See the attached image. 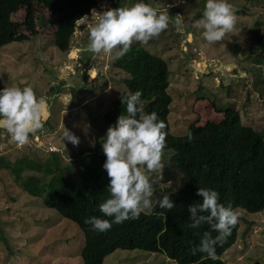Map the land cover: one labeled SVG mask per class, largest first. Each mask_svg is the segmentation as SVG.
<instances>
[{"label": "rangeland", "instance_id": "374dc122", "mask_svg": "<svg viewBox=\"0 0 264 264\" xmlns=\"http://www.w3.org/2000/svg\"><path fill=\"white\" fill-rule=\"evenodd\" d=\"M97 1L98 7L93 9L97 13L130 7L135 2ZM144 2L158 13L166 10L170 17L157 37L135 43L169 65L171 133L184 136L193 123H219L229 108L239 111L243 125L264 133V83L260 82L264 81V65L256 62L254 39L258 30L264 34V0H228L235 16L233 30L212 44L192 27L202 15L204 0ZM177 15L180 26L175 24ZM25 17V10L20 9L13 20L21 24ZM84 17L91 19V13ZM95 19L93 16V22ZM33 24L35 36L23 27L22 32L30 39L0 48V85L29 86L37 97L47 101V115L42 119L44 134L40 139L38 130L20 145L0 130V159L27 169L46 162L50 151L59 153L65 162H72L75 154L90 147L102 152L100 140L116 121L110 120L114 114L110 119L106 115L126 91L124 81L129 76L112 66L116 60L113 53L93 56L86 50L88 29L82 19L76 23L65 53L55 47L57 23L53 15L38 7ZM144 108L142 103L145 113ZM85 124L89 125L86 130ZM63 126L79 137L77 145L63 144ZM171 155L162 151L161 174L146 173L149 179L157 180L153 198L182 186L181 172L167 161ZM31 173L24 170L18 179ZM20 181L0 165V264H83L80 254L85 238L78 226L47 209L41 198L22 191ZM234 211L238 236L222 259L226 264H264V211ZM103 264L176 263L162 254L117 250Z\"/></svg>", "mask_w": 264, "mask_h": 264}, {"label": "trees", "instance_id": "16d2710c", "mask_svg": "<svg viewBox=\"0 0 264 264\" xmlns=\"http://www.w3.org/2000/svg\"><path fill=\"white\" fill-rule=\"evenodd\" d=\"M38 7L55 17V47L65 53L70 48L76 23L97 8L98 1L0 0V48L30 39L22 32L23 27L33 36L37 34L33 17ZM20 9L25 10L26 17L18 24L13 19ZM254 39L256 62L264 65V34L258 30ZM112 66L129 78L124 81L126 91L112 103L113 109L106 116L110 119L114 114L110 120H116L124 114L121 100L139 90L145 114L155 112L164 124L162 151L172 153L167 161L179 169L182 178L181 188L166 191L174 205L171 210L153 205L149 214L112 224L104 232L92 230L84 223L86 217L111 220L98 210V205L108 198V177L102 170L105 156L95 147L75 154L76 160L72 162H65L59 153L50 151L48 160L35 168L25 169L3 158L0 165L19 181L22 171H31L20 181L22 191L41 198L47 209L78 226L85 238L80 254L83 264H103L106 257L117 250L162 254L176 264H226L222 258L236 243L239 223L215 247V259L199 252L193 255L191 249L198 244L203 232L208 231L211 236L216 233L207 224L190 228L187 207L200 200L196 195L198 187H208L217 191L218 203L226 207L249 213L264 211V133L243 125L239 111L229 108L223 112L219 123L208 122L204 126L193 123L184 136H175L170 131L169 121L173 103L168 92L169 65L133 42L129 51ZM43 131L39 130L40 139ZM189 132L191 140L187 136Z\"/></svg>", "mask_w": 264, "mask_h": 264}, {"label": "clouds", "instance_id": "9594fccd", "mask_svg": "<svg viewBox=\"0 0 264 264\" xmlns=\"http://www.w3.org/2000/svg\"><path fill=\"white\" fill-rule=\"evenodd\" d=\"M183 3V0H181ZM95 16V22L92 17ZM175 24L181 25L179 15ZM166 12L158 13L144 0H135L130 7L109 8L97 13L91 10V19L81 17L88 29L86 50L98 56L113 53L116 59L123 57L133 42L146 43L157 37L168 26ZM235 16L228 0H204V8L192 27L200 30L203 40L212 44L223 39L234 27ZM264 75V66H261ZM141 93L130 92L121 104L124 114L109 125L100 140L105 156L102 170L108 177L106 190L108 198L98 205L99 212L109 219L89 216L84 223L97 232H104L112 224L134 220L141 214H149L153 205L163 210H171L174 205L167 192L154 197L156 179H149L146 173L159 172L164 167L161 160L164 147L163 122L155 112L142 111ZM47 101L37 97L29 86H7L0 88V130L9 134L10 139L20 145L25 144L30 134L42 130V119L47 115ZM89 127L84 125V130ZM191 140V133L187 134ZM62 142L73 146L79 137L62 127ZM160 179V177H159ZM174 192L176 189H172ZM196 195L200 198L187 207L188 226L197 229L203 224L216 233L211 236L203 232L198 244L191 249L215 259V247L230 234L238 217L231 206L218 203V193L208 187H198Z\"/></svg>", "mask_w": 264, "mask_h": 264}, {"label": "built area", "instance_id": "2783aa9c", "mask_svg": "<svg viewBox=\"0 0 264 264\" xmlns=\"http://www.w3.org/2000/svg\"><path fill=\"white\" fill-rule=\"evenodd\" d=\"M50 148V147H49ZM51 152H53V151H51Z\"/></svg>", "mask_w": 264, "mask_h": 264}]
</instances>
